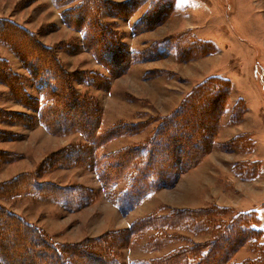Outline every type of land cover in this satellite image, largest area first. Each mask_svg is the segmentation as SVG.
I'll return each mask as SVG.
<instances>
[{
	"label": "rangeland",
	"instance_id": "374dc122",
	"mask_svg": "<svg viewBox=\"0 0 264 264\" xmlns=\"http://www.w3.org/2000/svg\"><path fill=\"white\" fill-rule=\"evenodd\" d=\"M126 1L87 0L86 3L89 9L98 11L100 20L111 32L108 41H113L118 54L129 61L128 68L115 75L85 49L83 29L67 25L69 14L64 18L63 13L76 9L81 0H64L62 4L58 0H0V18L28 24L27 28L22 26L42 45L54 48V56L62 68L71 73L91 72L92 79L103 75L109 84L108 87L93 85L77 76L78 80L72 85L80 99L94 100L98 107L99 115L93 117L96 134L108 133L95 155L89 139L75 126L66 127L67 130L59 134L49 132L39 119V108L22 103L8 83L0 79V185L16 176L32 173L31 177L20 181L23 183L19 188L0 195V207L39 228L57 245L75 244L116 231L122 234L133 223L137 227L143 217H163L173 214L172 210H215L214 214L204 216L205 229L194 230L198 222L192 223L193 220L186 217L187 223L165 228L171 237L158 245L153 226L137 230L129 241L118 242L119 245L113 247L112 253L121 264H145L191 247L193 243L209 241L219 221L227 222L233 214L249 211L258 218L256 227L262 230L259 242L264 248V59H261L264 31L253 35L240 31L248 30L246 25L247 28H243L244 24L237 23L235 16L240 0H134L133 10L130 5L123 4ZM182 1L186 4L183 8L187 14L183 16ZM174 6L181 10L171 15ZM246 11L245 21L249 27L264 26V5L258 6L257 0H251ZM135 13L137 20L132 24L130 19ZM222 18L221 42L223 36L224 43L227 39L241 40L250 47L251 58L219 59V64L210 59H198L211 53L209 45L203 50L198 45V29L206 39L218 38L219 35L212 34L211 27L219 26ZM0 42L9 50L11 59L19 62L11 63L2 55L0 58L20 75L27 93L41 105L42 93L35 79L16 53ZM169 51H173L176 59H163ZM198 51L206 54L198 55ZM235 65H241L243 74H239L241 79L244 77L245 87L232 88L229 80L231 86L219 115V128L206 154L185 171L175 168L177 176L172 184L155 185L129 211L122 213L117 200L126 191L135 172L145 170L142 178L149 183L150 176L144 177L150 171L145 165L146 160L141 159L138 169L124 167L122 176L116 181H111L112 177L108 175L105 187L96 170L103 173V167L113 161L114 153L124 148H139L143 150L142 156L147 158L146 143L152 139L159 123L197 84L212 73L226 74L228 69L235 70L238 68ZM22 71L27 74H20ZM198 79L201 80L198 82ZM167 81L171 87L166 86ZM191 84L194 86L190 88ZM163 90L171 95V100H162L157 95ZM184 90L186 94H183ZM238 101L239 110L242 107L243 110L236 111L237 118L234 119ZM92 111L94 114L95 110ZM122 123L129 127L122 128L117 134L110 132ZM64 148L70 149L69 154L73 153L70 156L74 157L76 153L78 158L83 155L86 160H60L59 151ZM243 163L246 166H242ZM33 182L83 188L94 191L96 197L80 208H72L87 196L84 193L75 195L70 189L56 196L36 189ZM240 249L242 252L235 256ZM235 253L231 257L232 263L257 255L250 240ZM246 253L249 257L238 262Z\"/></svg>",
	"mask_w": 264,
	"mask_h": 264
},
{
	"label": "trees",
	"instance_id": "16d2710c",
	"mask_svg": "<svg viewBox=\"0 0 264 264\" xmlns=\"http://www.w3.org/2000/svg\"><path fill=\"white\" fill-rule=\"evenodd\" d=\"M58 1L62 4L64 0ZM81 1L82 3L76 9L71 8L63 13L64 18L69 14L66 20L67 25L83 29L85 49L92 52L107 71L115 75L124 72L128 68L129 61L118 54L113 41H108L107 36L111 32L100 20L98 11L89 9L86 6L87 0ZM123 4L130 5L131 10L134 9V0H128ZM114 33L112 35L115 37ZM0 41L16 53L35 79V84L42 93V104L39 105V101L27 93L20 75L8 68L3 58H0V79L8 83L13 94L19 97L22 103L25 102L24 104L33 106L35 109L39 108V119L49 132L59 134L65 132L66 127L69 129L75 126L89 139L90 147L96 155L108 133H103L105 136L96 134L94 118L99 115L98 107L94 104V100L80 99L72 85L73 81L78 80L77 76H80L81 80H88L93 85L108 87L106 78L101 75L97 79H92L91 72L88 71L68 72L62 68L54 56L53 47L42 45L32 32L6 18H0ZM196 41L202 46L201 50L207 45L210 46L209 52L215 50L208 41L200 39ZM183 53L181 55H184ZM203 54L206 53H198V55ZM178 58L181 59L180 55ZM230 86V81L226 78L218 75L207 77L183 98L179 106L166 119L159 123L152 139L146 143L149 151H147V158L142 156L143 150L139 148H124L114 153L113 161L103 167V173L96 170L102 186L105 187L108 175L112 177L111 181H116L122 176L124 167L138 169L141 159L146 160L145 165L150 171L145 173L144 177L150 176L149 183L142 178L145 170L135 172L126 191L117 200V207L122 213L129 211L143 195L152 191L155 185L172 184L177 176L174 172L175 168L185 171L202 159L217 134L219 115L228 98ZM239 102L234 108V119L237 118L236 111L240 113L243 110V107L239 110ZM126 126L125 123L118 124L110 132L117 134ZM130 127L133 126L130 125ZM69 150L64 148L59 151L60 154L57 155L60 160L62 158L86 160L83 155L78 158L76 153L74 157L70 156L73 153L69 154ZM242 166L246 164L243 163ZM31 174L19 175L10 182L1 184L0 195L19 188V184L23 183L20 181L28 179ZM147 183L150 185L148 186ZM33 186L56 196L61 195L65 189H70L75 195L84 193L87 198L79 200L76 205L71 206L72 208H80L96 197L94 191L83 188L81 191L80 188L75 187L64 188L51 182H33ZM172 212L174 213L168 214L169 216L143 217L138 221L140 223L137 227L136 223H133L122 234L116 231L91 239H83L75 244L57 245L42 230L0 207V261L2 264H121L112 253L113 247L129 241L130 236L137 230L153 226L157 232L156 244L158 245L171 237L170 233L165 232V228L187 223L186 217H190L193 220L192 223L198 222V227L194 230L205 229L207 222H204V216L214 214L215 210L213 208L179 209ZM257 222L258 218L253 211L233 214L227 222L217 223L212 231V239L209 241L193 243L191 247L181 248L145 264H264V248L259 242L262 230L256 227ZM249 240L253 242L257 255L240 263H232V255Z\"/></svg>",
	"mask_w": 264,
	"mask_h": 264
},
{
	"label": "crops",
	"instance_id": "0c3cea01",
	"mask_svg": "<svg viewBox=\"0 0 264 264\" xmlns=\"http://www.w3.org/2000/svg\"><path fill=\"white\" fill-rule=\"evenodd\" d=\"M251 0H240V3H239V7H238V13L236 12L235 16L237 18V23H240V24H244L243 25V28H247L248 27V30L246 31H243V30H240L246 34H251L253 35L255 32L257 34H260L261 32L264 31V26H254V27H249L248 25V22L245 21V18L247 17V11H246V7L249 6ZM258 2V6H262L264 5V0H257ZM181 9L180 8H174L176 9H173L171 15L174 14V12H178L179 10L182 11V16L185 14L184 12V6H186L185 2L182 1L181 2ZM179 4V3H178ZM176 5V4H175ZM179 6V5H178ZM187 8V7H185ZM136 13L131 17V22L133 24V22H135L137 20V17H135ZM187 15V14H185ZM4 18V17H3ZM182 18V17H181ZM183 19V18H182ZM223 21V18L220 20L219 19V26L217 24V26H213L211 27V31H212V34L215 36V35H219L218 38H214L212 40H209V39H206L205 37L201 36L200 33H201V30L198 29V39L200 40H204V41H208L210 42L214 47H215V50L212 51L211 53H209L208 55H205V56H202V57H198V59H210L212 61H214V63L216 64H219V59L223 60V59H249L251 58V53L252 51L250 52V47L247 46L244 42H242L241 40H238V39H227L226 40V43H224V36L222 37V42H221V36H220V32L222 31L221 30V27H220V23ZM18 23L22 26H25L26 28L29 27L27 26L28 24H26L25 22L23 21H18ZM241 25V26H242ZM247 27H246V26ZM241 26H238L237 27H241ZM31 29V28H30ZM239 30V29H238ZM219 33V34H218ZM261 48H262V53H261V59H264V43L263 45H261ZM9 50L6 48V46L4 44H2L0 42V55H2L3 57H7V59L10 60L11 63H16L18 60L17 59H11L12 58V55H10V53L8 52ZM14 58V57H13ZM176 59L173 51H169L167 53L166 56H164L163 59ZM230 61V63H231ZM19 62V61H18ZM18 62L16 64H18ZM241 66V65H240ZM240 66H237L235 65V67H238L237 69L235 70H227L226 74L222 73V72H217V73H212L211 75H219V76H222L228 80H230L232 82V88L233 87H245V84L243 83L242 79L244 77H242L241 79V75L240 74H243L242 72H240ZM133 67V66H132ZM131 67V69H132ZM20 74H25L26 72L25 71H22V72H19ZM229 73V74H228ZM239 75H238V74ZM27 74V73H26ZM174 76V75H173ZM202 78V77H201ZM204 79V78H203ZM155 79H153L152 81H150V83L148 84H151V82H153ZM201 79H198V82L200 81ZM153 84V83H152ZM242 86H241V85ZM166 86L167 87H171V83L169 81L166 82ZM174 86V85H172ZM194 85L191 84L190 88L193 87ZM166 87V88H167ZM31 90V89H30ZM28 91V90H27ZM186 92V90H184L183 94ZM186 94V93H185ZM157 95L160 97V98H163L162 100H166V101H169L171 100L170 97L171 95H169L167 92H165V90H163L162 94L161 93H157ZM236 95H237V92H236ZM239 96V95H238ZM241 96V95H240ZM229 103V102H228ZM147 110V109H146ZM129 112V111H128ZM131 112V111H130ZM130 114V113H129ZM232 125V124H231ZM221 131V130H220ZM222 132V131H221ZM234 136V135H233ZM239 252H242L241 249L238 250L236 253H235V256H237V254H239ZM249 255L246 253V255L244 256V258L242 259H238V262H240V260H244L246 258H248ZM234 258H237V257H234Z\"/></svg>",
	"mask_w": 264,
	"mask_h": 264
}]
</instances>
